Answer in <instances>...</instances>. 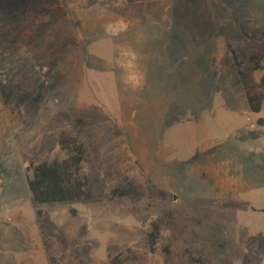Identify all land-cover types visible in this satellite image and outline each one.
Returning a JSON list of instances; mask_svg holds the SVG:
<instances>
[{
  "label": "rangeland",
  "instance_id": "rangeland-1",
  "mask_svg": "<svg viewBox=\"0 0 264 264\" xmlns=\"http://www.w3.org/2000/svg\"><path fill=\"white\" fill-rule=\"evenodd\" d=\"M227 4L264 26V0H0V264L264 263V103ZM63 131L87 146L93 199L37 205L27 180L66 157Z\"/></svg>",
  "mask_w": 264,
  "mask_h": 264
},
{
  "label": "trees",
  "instance_id": "trees-1",
  "mask_svg": "<svg viewBox=\"0 0 264 264\" xmlns=\"http://www.w3.org/2000/svg\"><path fill=\"white\" fill-rule=\"evenodd\" d=\"M233 26L241 33L243 42L228 41V48L233 56L234 64L245 91L249 108L253 114H261L264 103V77L260 84L255 81L258 72L264 70V26L249 31L246 23L237 10L227 4ZM264 127V119L258 120ZM61 151L66 155L63 160L45 162L33 166V175L28 178V187L33 202L37 205L61 204L71 202H88L93 199L92 180L86 170L87 146L81 137L65 131L59 137ZM162 220L150 223L147 244L150 254L155 255L162 240ZM133 249L114 258L110 264H129L138 261ZM165 253H169L166 248ZM185 258L188 264H208L204 257L195 256L189 250Z\"/></svg>",
  "mask_w": 264,
  "mask_h": 264
},
{
  "label": "crops",
  "instance_id": "crops-1",
  "mask_svg": "<svg viewBox=\"0 0 264 264\" xmlns=\"http://www.w3.org/2000/svg\"><path fill=\"white\" fill-rule=\"evenodd\" d=\"M109 263V262H108ZM264 264V263H263Z\"/></svg>",
  "mask_w": 264,
  "mask_h": 264
}]
</instances>
